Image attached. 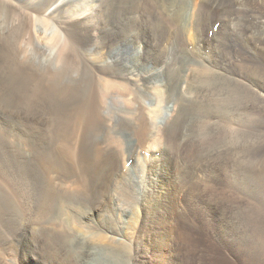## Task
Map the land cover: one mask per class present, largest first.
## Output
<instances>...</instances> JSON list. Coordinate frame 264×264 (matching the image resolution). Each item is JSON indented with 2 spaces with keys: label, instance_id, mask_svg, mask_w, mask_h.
Returning <instances> with one entry per match:
<instances>
[{
  "label": "bare ground",
  "instance_id": "obj_1",
  "mask_svg": "<svg viewBox=\"0 0 264 264\" xmlns=\"http://www.w3.org/2000/svg\"><path fill=\"white\" fill-rule=\"evenodd\" d=\"M148 1L0 0V155L9 156L8 159L11 157L12 168L17 170L20 179L22 177L20 175L25 176L29 183L28 185L30 183L33 185L34 176L42 179L41 200L43 205L39 207L43 206V212L47 217L57 210L60 214H63L65 212L64 201H69V198L79 199L87 197V192L90 190L89 182L86 180L87 176L82 170L85 159L83 150L88 141L99 147L108 148V146H111L120 154L124 152L123 145L129 143V140L133 138L132 135L138 132L145 138L144 148L141 149L149 148L152 154V152L160 149V145L169 136L166 132L167 128L164 129L160 126V115L162 114L163 117V112L164 115L165 112L166 115L172 112L170 114L172 121H170L171 124L168 129L171 137L173 134L174 141H178L177 143H182L187 147L196 145L201 147V152H198L199 158H196L203 161V165L199 168L194 164L188 163L189 166L182 170L185 167L184 162L187 161L182 162L179 157H175V159L177 158L176 167L181 168L180 172H178L180 177L178 179L179 182L177 181L178 183L185 185L193 176L211 174L212 168H210L208 162L213 158H222L230 162L231 170L230 168L229 170L233 173L237 186L240 184L247 189L251 181L262 183L264 186V128L259 126L260 123H258L255 127L251 125L248 126V130L243 129V132L237 133L233 132V130L231 131V126L219 127L218 125L220 120H225L224 123H226V120L232 121L234 119L233 114L237 113V107L243 103L241 101L243 91L237 83L239 81H237L235 74L229 70L227 65L210 67L209 60L205 59L207 58L206 55L205 58L200 55L202 52L199 51V48L201 49L200 41L188 44V50H184V53L183 51L182 53H177L172 42L173 36H171L170 32L173 29L169 31L166 30L167 28L164 29L165 26L162 28L158 24L157 16L154 17V14L147 12ZM154 1L170 16L173 15V11H176L177 8H182V4L185 2L183 0ZM200 1L203 6H206L208 12L219 10V7H222L221 4L228 2V0ZM233 1L230 2H233L234 6L237 4L239 8L245 7L243 0ZM250 1L253 5L251 9L253 30L251 31H254L252 33L255 35V54L261 45V32L260 30H255L260 28V26L264 27V21L261 19V16L264 15V0ZM222 10L224 11V8ZM154 12L159 14L157 11ZM136 17L137 19L139 17L138 21L140 18L142 19L140 21L144 27L140 26V29H138L136 23V29L133 27L134 29L130 30L129 26L132 24L133 18L135 19ZM232 17L236 18L233 15ZM231 20L233 24L236 22L233 18ZM204 21L206 20L204 19ZM144 30L148 31V33L150 32L152 37H147L146 41H139L137 40L138 37L137 39L134 38L139 31ZM246 38L248 39V37ZM223 40L221 41L223 42ZM250 41L252 42V39ZM113 47H116L114 53L111 50ZM196 50L200 52H197V57L194 55ZM86 53L87 56H85ZM99 55H108L109 59L98 60L95 56L100 57ZM138 56L140 58L143 56V60H139ZM159 56L161 58L158 59ZM137 57L139 59H136ZM254 57L257 61L258 70L261 71L260 75L264 77V59L258 53ZM230 60L232 61L233 58ZM195 70L197 71L192 74ZM100 71L106 73L108 77L105 78L97 74ZM129 86L136 88L139 94L148 100V106L139 114H137V110H124L122 104L120 106L121 108L123 107L121 110L115 107V102L119 103L123 99V94L126 95V93H121L120 96L119 94L114 95L113 91H121ZM262 90H255L246 95L256 97L258 99L257 106L263 109L264 88ZM132 103L135 104L134 102ZM127 109L130 110L131 108ZM116 111H118L117 114ZM121 111L125 114L123 112L119 113ZM110 113H113L110 119L104 117V114L110 117ZM220 114L222 115L220 116ZM37 115H40L41 119H37ZM256 115L255 117H257ZM104 118L110 121L109 125H104ZM113 120L114 122L112 123ZM73 125L74 128H71ZM256 128L259 129L256 131ZM109 140L112 142L109 143ZM100 152L103 155L102 150ZM128 154L129 159H131L133 157L132 148L128 151ZM70 159L78 165L77 168L81 172L80 175L83 182H78L79 184L71 182V187H74L71 192L64 190V185L69 183V181L61 176L59 172L63 162ZM100 159L102 160V157ZM1 161L0 208L1 197L3 193H6V190H9L10 183L6 181L7 174L5 175L6 179L4 174H1L2 167L5 166H3V162L1 164ZM157 163H160V158H158ZM127 171L125 166H123L121 174L118 172L120 177L117 176L118 179H115V184H119L117 181L120 178L122 181L124 180L122 189L126 187L124 188V194L132 189L136 191L137 196H143L145 190H142L143 186L139 178L135 173L131 172L132 170L128 174ZM126 175L128 179L125 180L124 176ZM238 176L240 177L239 182L237 180ZM11 177L13 176L11 175ZM11 182L13 181L11 180ZM123 182H120V184ZM243 187L242 189H244ZM17 193H19V190ZM24 193L26 194L27 192L24 190L22 194ZM133 193L135 192L133 191ZM155 199L158 201L157 198ZM4 201L8 204V208H12L11 197L4 198ZM37 211L39 212V209ZM238 211L239 208L233 210L235 214L241 212ZM250 211L248 209L245 216L238 218L240 220L236 225L238 228L235 227L241 231L248 228L251 231H255L257 235L253 242L243 239L244 241L239 244L237 252L238 254L246 253L243 264H264V215L263 213L261 215H253L250 214ZM89 213L87 212V214ZM37 215L39 217V214ZM234 217H237V215L230 217L229 221H237L236 218L234 220ZM44 219L47 218L45 217ZM44 219L42 217V221ZM58 222L44 221V224L49 227H46L43 232L57 246H71L73 258L78 264H118L125 257L124 251L118 246L110 245L100 251L99 247L94 244V238L86 236L88 234L72 235L61 227V223ZM230 224H234V222ZM89 232H91V229ZM135 232L137 231L135 230ZM57 259L54 256H50L46 260V264H57ZM169 259L171 262L179 264L183 257L179 254H172Z\"/></svg>",
  "mask_w": 264,
  "mask_h": 264
},
{
  "label": "rangeland",
  "instance_id": "obj_2",
  "mask_svg": "<svg viewBox=\"0 0 264 264\" xmlns=\"http://www.w3.org/2000/svg\"><path fill=\"white\" fill-rule=\"evenodd\" d=\"M183 1L185 2H183L182 8H177L176 11H173L174 13L172 16L167 14L165 10L154 0H149L147 2L149 7L147 6L148 8L146 7V10L147 12L154 14V17L157 16L158 24L162 28L165 26L164 29L167 28L166 30L169 31L173 29L170 32L172 34L171 36H173L172 42L174 43L175 51L177 53H182V51L184 53V50H188V44L194 41H200L202 50L199 48V51L202 52L200 53L198 50H196V54H194L195 57H197L196 55H198L197 52L200 53V55L204 58L206 55L207 58L205 59L209 60L211 65L210 67H214L215 65H227L229 66V70L235 74L237 81H239L237 83L238 85H240L239 87L243 91L241 101L244 104L241 103L237 107V113H235L236 115L233 114L234 119L232 121L226 120V123H224V119V121L220 120L218 122L219 127L231 126V131L233 130V132L237 133L248 130V126L253 125L255 127L256 125H258V123H260L259 126H262L264 128V108L262 109V107L257 106L258 99L256 97H250L249 95H246L247 93L254 92L255 90L263 91L262 88H264V77L260 75L261 71L258 70L257 61L254 57L255 54L258 53V55L262 59H264V27L260 26V28L255 30H260L261 32V45L259 46L260 49H257L254 54L255 35L253 34L254 31H251L253 30V15L251 13V9L253 7L252 2L250 0H243V4L245 5V7L239 8L237 4L235 6L233 5V0H228V2L226 1L221 4V6L224 8V11L222 10V7H219V10L216 9L217 11H209V16V12L208 10H206V6H203L200 0H192L193 2L191 0ZM154 11H157L159 14ZM179 13L180 15H178ZM223 13H225V16L223 15ZM232 15L236 16V18L232 17ZM232 18L236 20V22L234 21L235 25L232 23ZM136 19L137 17L135 19L133 18L131 22L132 24L129 26L130 30H133V27H135L136 29L137 25L138 29H140V26L144 27V25L142 26L140 21L142 19L140 18L139 21L138 19ZM170 19L172 20V22ZM204 19L206 21H204ZM261 19L264 21V15L261 16ZM200 20H202L203 22ZM210 20L211 22H209ZM136 23L137 25H135ZM195 29L199 30L200 32ZM238 30H240V33H237ZM144 31H139L140 34L138 33V35L134 38L137 39L138 37L137 40L146 41L148 39L147 37H152L150 32L148 33V31ZM142 34L144 35V37ZM216 35L219 37L218 39ZM246 37H248L249 40ZM251 39L252 42L250 41ZM221 40H223L224 43ZM243 40L248 43L246 44V42H244ZM111 50L112 53H114L116 47H113ZM85 56H87V53ZM99 56L100 57L95 56V58L97 57L98 60L109 59L108 55ZM138 57L136 59L140 58ZM229 57H232L233 60L231 61L230 59L232 58ZM159 58L161 57L159 56L158 59ZM234 58H236L237 60ZM141 59L143 60V56H141L139 60ZM196 71L197 70L193 71L192 74ZM97 74H100L105 78L108 77L103 71H100ZM124 92L126 93V95L123 94ZM121 93L123 94V99H121L119 103L115 102V107L120 110L124 107L123 109L127 111L137 110V114H139L143 111L144 108L148 106V100L144 99V97H142L139 94L138 90L133 86H129L128 88L121 91H113L114 95H120ZM137 95L139 96L137 97ZM131 101L135 104H133ZM121 104L123 105L122 108L120 107L122 106ZM127 108L131 109L128 110ZM117 112L118 111H116V114ZM122 112L123 111L119 113ZM171 113L172 112L166 115L165 112L164 115L163 112V117L162 114L160 115V126L164 129L167 128L166 132L169 136L167 140L160 145L161 147L159 148L161 150L157 149L156 152H152V154L149 148H146L145 150L141 149L144 148L143 146L145 138L138 132V134L135 133L132 135L133 138L129 140V143L123 145L124 152L120 154L116 151L115 148L111 146H108V148L103 146L99 147L95 146L91 141H88L83 150L85 159L82 172L87 176L86 180L89 182L90 190L87 192L86 198H69V201H64L65 212L63 214H60L57 210L55 211V213L50 214L47 217L43 212V206L39 207L43 205L41 200L42 179L38 176H34L33 185H31V183L30 185H28L29 183L25 179V176L20 175V177L22 176L20 179L17 170H14L12 168V163L10 161L11 157L8 159L9 156L0 155V161L3 158L1 164L3 162V166L5 165L4 167H2L4 170L2 169L1 174H4V178L7 174V179H5L8 183L10 182L8 188L9 190H6V193H3L1 197L0 264H46V260L50 256L58 258L57 264H78L73 258L71 246L64 245L62 247H59L43 232L46 227H49L47 224H44V221H53L54 223L59 221L58 223H61V227L66 229L72 235L79 236L88 234L86 236H91L95 239H93L94 244L99 247L100 251H102V248H106L110 245L118 246V248L122 249V251H124L125 253V257L122 258V260L118 264H175L169 259L172 254H179L183 257V262L181 261L179 264H241L243 262V259L246 257V253L238 254L237 251L239 250V244L247 239L250 242H253V239L256 238L257 234L255 231H251L248 228L246 229L247 231L245 229L243 231L239 229L237 230L238 227L236 225L238 224V221H240L238 220V218L245 216L246 212H248V209L251 210L250 214L261 215L263 213L264 215V186L262 183L254 181H251V183L249 184L250 188L248 187L247 189L240 184L237 186V183L234 181L235 178L232 175L233 173L230 172V162L222 158H213L208 162L210 164V168H212L211 174L209 173L206 176H193L192 179H190L185 185L178 183V179L180 178L178 176V172H180L181 168L176 167L177 158L175 159V157H179L180 161L182 162L187 161L184 162L185 167H183L182 170L184 168L186 169L189 166L188 163L194 164L199 168L201 167V165H203V161L196 159L199 158L198 152H201V147H198L197 145L187 147L182 143H177L178 141H174L173 134V138L170 136L168 128L171 124L170 121H172V116H170ZM112 114L113 113L109 114L110 117H107L104 114V117L110 119ZM221 115L222 114H220V116ZM255 115L257 117H255ZM106 118H104L106 122V124L104 122V125H109L110 121ZM37 119H41V116L37 115ZM113 122L114 120L112 121V123ZM233 125L236 128H234ZM71 128H74V125L71 126ZM258 129L259 128H256V131ZM111 142L112 141L109 140V143ZM178 144H180L181 146ZM131 148L133 157L129 159L130 157L128 151H130ZM100 150H102V154L104 156L101 155ZM100 157H102V160H99ZM158 158H160V163H157ZM5 162H7V164H5ZM123 166H125V169L128 170L127 174L132 170L131 172L137 175L140 182L142 183V190H145L143 196H137L136 191L132 189L124 194V188L126 187L123 188L124 190L122 189L124 180L122 181V179L120 178L119 181H117L119 182V184H115V179H118V177H120L118 172L121 174ZM77 167L78 165H76V163L71 159L63 162V164L60 166V175L69 181V183L64 185L65 191H73L74 187H71V182H75L76 184H79L80 182L83 183L82 177L80 175L81 172ZM7 171L9 174L7 173ZM11 175L15 178V181L14 178L11 177ZM126 176H124L125 180L128 179V176ZM8 177L13 179H9ZM11 180L13 182H11ZM237 180L238 182L240 181L239 176ZM120 182L123 183L120 184ZM13 183H15V187ZM18 186H20L21 188ZM242 187L244 189H242ZM257 188L259 189L257 190ZM17 189L19 190V193H17ZM24 190L25 192H27L26 194H22ZM133 191L135 193H133ZM256 192L257 194H255ZM10 197L12 198L13 203L12 208H8V204L4 201V198L7 199ZM22 197L26 200H24ZM127 197L129 198V200ZM260 197L261 199H259ZM20 198L22 199L20 200ZM155 198H157L158 201H156ZM236 208H239V211L241 212L235 214L233 210ZM38 209L39 212H36V210ZM87 212L90 213L87 214ZM37 214H39V217ZM236 215L237 217H234V220L237 219V221H229L230 217ZM44 216L47 219H44ZM42 217L44 221H42ZM232 222H234V224H230ZM88 229L89 231L91 229V232H89ZM92 229L94 230V232ZM135 230L137 232H135ZM112 231H114L115 233ZM224 233L226 234V236Z\"/></svg>",
  "mask_w": 264,
  "mask_h": 264
}]
</instances>
